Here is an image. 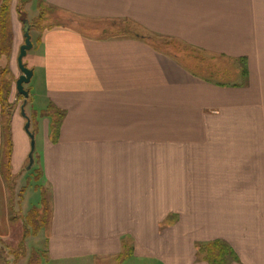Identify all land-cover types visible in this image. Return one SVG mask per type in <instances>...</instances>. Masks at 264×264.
Instances as JSON below:
<instances>
[{"label":"crops","instance_id":"1","mask_svg":"<svg viewBox=\"0 0 264 264\" xmlns=\"http://www.w3.org/2000/svg\"><path fill=\"white\" fill-rule=\"evenodd\" d=\"M40 2L59 24L32 42L24 89L49 196L48 264H207L197 249L216 241L233 251L228 264H264V0ZM15 96L13 86L10 174L30 151ZM4 133L0 110V248L13 236Z\"/></svg>","mask_w":264,"mask_h":264},{"label":"rangeland","instance_id":"2","mask_svg":"<svg viewBox=\"0 0 264 264\" xmlns=\"http://www.w3.org/2000/svg\"><path fill=\"white\" fill-rule=\"evenodd\" d=\"M24 1V3H22ZM41 0H21L23 4V12L26 15L28 22L34 23L38 20L39 7L42 5ZM18 2V0H17ZM16 2V5H17ZM4 3L7 5V13L10 9L12 0H4ZM9 15V14H8ZM5 15L4 23H0V87L3 88L5 98H9L11 88L14 86L15 97H18L15 90V82L17 79H14L10 68L8 67V62L10 57V22L9 16ZM57 12L53 13L51 18H49L45 24L56 26L58 21ZM62 19V18H61ZM69 21H73V18H68ZM88 26H94L98 34L108 36L109 34H116L115 30L118 23L112 22H102V21H90L86 23ZM122 27V26H120ZM123 27L131 30V26L124 24ZM35 28V27H34ZM32 29L30 31L31 41L35 43L36 39L39 36L38 29ZM118 31V30H117ZM119 32V31H118ZM160 46L165 45L166 49L169 51H174L173 45L174 42H169L167 39H157ZM177 45V44H176ZM9 46V48H8ZM31 52L28 51L26 56L23 58V64L31 69L33 67V59L31 58ZM18 56V55H17ZM17 58V57H16ZM17 67V60H16ZM18 69V67H17ZM19 71V70H18ZM29 85V84H27ZM26 112L31 120V129L32 120L31 112L29 111L28 106L26 107ZM36 146V145H35ZM28 165V159L20 171L14 172V167L10 166L11 173L7 176L8 185L10 186L9 190V199H10V208H11V227L13 236L10 241L3 243V247L0 248V264H48L46 261L45 252H44V240L43 233L45 227L34 232V224L26 223L23 228V220L28 218L31 210L34 208L40 209L43 199L47 197L48 194L43 188L42 180L40 175H38L37 164H34L30 170H26Z\"/></svg>","mask_w":264,"mask_h":264},{"label":"trees","instance_id":"3","mask_svg":"<svg viewBox=\"0 0 264 264\" xmlns=\"http://www.w3.org/2000/svg\"><path fill=\"white\" fill-rule=\"evenodd\" d=\"M24 3V1L22 2ZM21 3V0H18L16 5V11L19 15V20L22 23V19L26 18L25 13L23 12V4ZM56 10L53 7L46 6V5H40L39 7V13H38V20L34 23L28 22L30 26L31 31L34 27V29H38V31H42L45 29H51L54 27V25H46L45 22L51 18L53 13H55ZM5 15H8L7 13V5L3 3L2 5V12L0 15V23H4L5 21ZM137 37L143 38L144 40L151 42L152 40L154 42H157L156 38H153L148 33L144 34H136ZM33 44V43H32ZM5 94L3 92V88L0 87V110L1 115L4 122V135L6 138V154H5V168H6V179L7 176H9V156H10V150H11V142L9 139V122H10V115H11V104L8 102V98L4 97ZM17 102L20 101L22 104L23 98L21 96L16 97ZM34 159V155H33ZM34 165V164H33ZM38 175H40V172L38 170ZM46 191V190H45ZM47 193V191H46ZM48 194V193H47ZM49 202L47 197L43 199L42 205L40 209L34 208L31 210L28 218L26 220H23V228L26 223L34 224L35 229L34 232L42 229L43 226L46 225L47 220L50 215L49 211ZM198 255L201 256L203 261H205L207 264H228L231 260H235V255L233 251L230 249V247L221 241L211 242L208 244L200 245L197 249Z\"/></svg>","mask_w":264,"mask_h":264},{"label":"water","instance_id":"4","mask_svg":"<svg viewBox=\"0 0 264 264\" xmlns=\"http://www.w3.org/2000/svg\"><path fill=\"white\" fill-rule=\"evenodd\" d=\"M21 21L23 25V43L19 47L17 56V67L20 75L15 82V90L17 96H21L23 98L22 104L20 106V115L25 120L24 131L30 139V151L28 153V165L26 167L27 170H30L34 164L33 155L35 152V137L34 134L30 131V120L25 113V106L29 93L26 89H24V85L30 82L33 71L23 64V58L26 56L27 52L32 49L33 44L30 37V26L28 20L26 18H23Z\"/></svg>","mask_w":264,"mask_h":264}]
</instances>
